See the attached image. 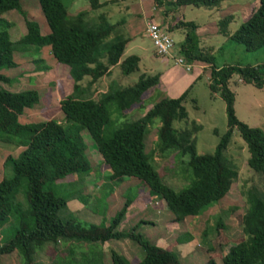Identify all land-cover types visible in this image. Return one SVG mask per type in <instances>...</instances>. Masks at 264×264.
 Returning <instances> with one entry per match:
<instances>
[{
	"label": "trees",
	"instance_id": "16d2710c",
	"mask_svg": "<svg viewBox=\"0 0 264 264\" xmlns=\"http://www.w3.org/2000/svg\"><path fill=\"white\" fill-rule=\"evenodd\" d=\"M20 1L0 0V16L16 11L25 25V33L11 41L8 35L11 24L0 18V71L17 67L14 53L36 49L38 54L40 49L48 47L55 63L68 69L71 88L58 102L62 122L48 119L21 124L19 117L23 111L39 103L37 91H11L0 87V143L21 149L16 157L7 156L2 164L6 175L0 179V225L13 218L15 228L5 243L0 242V255L10 256L15 264H40L36 261L37 252L50 244L65 247L66 256L73 264H97L100 256L97 245L127 239L143 253L135 264H181L171 246L163 248L149 243L136 232L137 225L129 232L117 230L132 199L127 197L106 225L83 224L67 206V202L78 195H71L68 200L61 191L58 192L57 187L61 185L58 181L75 175L81 184L92 172L81 136L83 131L108 169V173L102 175L111 183V189L125 179L138 181L150 195L163 201L174 222L199 215L229 191L237 178L236 166L225 155L233 131L245 144L246 166L264 179V133L236 118L234 93L228 87V81L236 75L242 83L261 89L264 63L217 68L210 51L199 46L193 22L177 21L171 27L184 31L178 56L186 64L200 62L209 66V93L217 94L224 104L226 129L220 135L213 130L218 137L213 152L199 155L194 137L199 127L193 122L192 129L172 126L173 122L187 121L183 106L187 92L177 98H161L139 118H128L132 110L143 109V95L158 88V75H140L135 83L125 87L110 82L106 90L94 98V83L108 74L110 67L117 66L121 75L127 76L137 71L139 62L135 55L121 59L128 39L115 32L117 24H110L105 13H95L92 18L88 16V11L101 8L102 3L88 0V10L68 16L61 0H37L48 29L46 34H41L38 24L22 11ZM222 1L173 0L168 5L212 9ZM231 20L230 15L218 20L220 35L246 52L264 47V0H258L248 19L228 35L227 26ZM42 62L38 57L32 59L34 69L47 70ZM84 78L88 81L82 86ZM0 81L11 83L2 74ZM154 122L157 127L154 154L161 159L172 157L180 163L182 176H185L186 183L178 190L164 181L152 166L153 159L144 153V135ZM244 198L246 209L239 219L243 239L230 244L222 254L221 244L225 243L221 234L223 217L232 208L220 212L214 225V236L208 241V259L203 264H216L215 257L220 258L221 264H264V193L251 186L245 190ZM77 200L88 206L83 196ZM180 239L177 238L175 243ZM109 256L111 264H129L115 251H110ZM55 264L59 263L56 261Z\"/></svg>",
	"mask_w": 264,
	"mask_h": 264
},
{
	"label": "rangeland",
	"instance_id": "374dc122",
	"mask_svg": "<svg viewBox=\"0 0 264 264\" xmlns=\"http://www.w3.org/2000/svg\"><path fill=\"white\" fill-rule=\"evenodd\" d=\"M61 1L68 16H73L77 12L89 9L88 0H75L74 5L72 4L73 0ZM20 3L26 17L38 24L41 34H46L48 29L39 10L37 0H21ZM221 3L222 6H225V12H221V18L227 14L232 15V21L227 27L229 34L233 33L244 22V19L239 14L247 15L251 10L255 9L258 0H224ZM237 8H240V13L236 11ZM108 11L112 14V16L109 14L111 24L120 18H125V13L122 11L117 12L115 8L108 9ZM95 12L101 13L106 12V10L105 8L103 10H100V8L95 11L90 10L88 11V16L90 18L94 17ZM181 13L185 21H192L199 27H206V24L212 19L207 9L202 7L187 6ZM0 18L11 24L8 29L11 41L18 40L25 33L24 19L16 11H8L2 14ZM123 29L124 27L122 28L121 24L115 28V32L117 34L121 32L120 37H126L131 34L130 31L127 32L128 34L125 33V29ZM177 31L171 35L174 49L178 48L180 44L179 32ZM216 38L210 37L211 43L205 44L204 50L210 51L214 58V65L217 68L226 65L245 66L264 63V47L253 52H246L240 45L224 39L222 36H217ZM137 42H142L144 47L149 46L146 39L136 36L134 41L127 46L128 49L122 55V58L130 55H139V52L133 47ZM149 52L148 55L150 56ZM170 54L172 57H167L165 61L143 59L142 64L138 65L137 71L127 76L121 75L118 67L114 66L108 74L94 83L92 87L94 98L104 92L110 82L117 86L125 87L135 83L140 75L151 76L158 73L162 69L163 62L169 69L171 67L179 69L178 65H173L176 51H170ZM37 57L43 61L42 65L47 66V70L34 69L32 59ZM14 60L17 64L16 68L0 71V74L9 78L11 83L5 84L0 81V87L11 91L34 89L39 95L38 105L31 109H25L19 117V122L21 124L36 123L48 119H53L59 123L62 122V114L58 108V102L61 97L68 94L71 88L68 69L55 63L48 47L40 49L38 54L36 49L25 53H14ZM144 68L152 70L144 72ZM196 70L197 68L194 67L190 73L193 74ZM149 71H152V73ZM208 73L209 69L201 73L200 79L189 90L183 102L187 113V121L172 123V126L176 129L184 127L192 129V122L199 127L194 134L195 149L199 155L213 152L218 142V137L213 134V130L220 135L226 129L224 104L217 94L214 97L210 95L207 87ZM87 81L88 78H84L81 81L82 86ZM228 87L234 93L233 108L236 118L249 127L261 129L264 133V85L261 89H256L250 84L242 83L236 75H233ZM142 98L143 109L139 110L136 108L132 110L128 116L130 120L139 118L154 102L161 98H168V95L161 92L158 87L143 95ZM193 99L194 101H192ZM155 125L156 122L147 129V133L144 135V153L151 160L153 159V162L151 161L152 166L162 176L164 181L175 190H178L186 183L185 176H182L180 163L175 162L172 157L161 159L157 154H154L157 132ZM81 136L87 147L86 155L91 162L92 172L82 179L81 184L78 183L76 176L72 175L58 181L60 182L58 184L61 185L57 187L58 192L61 191L64 196H67L68 200L69 196L78 195L74 199L69 200L67 206L79 222L96 225L103 223L106 225L109 219L120 210L124 200L128 197L132 199V202L121 219L117 230L129 232L130 229L137 225L136 232L142 235L149 243L163 248L171 246L173 253L181 264H203L207 261L208 241L214 236V225L220 212L223 213L232 208V211H229L228 215L223 217L224 228L221 234L224 239L221 238V240L223 239L222 241L225 243L221 244L222 254L226 252L230 244L243 239L239 219L246 209L244 192L247 188L255 186L264 193V179L253 173L246 166L248 153L245 144L236 131L232 132L225 155L236 166L237 178L221 200L211 203L199 215L184 218L180 222H174L163 201L159 197L150 195L147 189L134 179H125L111 189V183L102 175L107 174L108 169L102 163L93 142L85 131L81 132ZM20 150V148H15L12 145L0 143V179L6 175L5 169L3 170L2 168L5 158L7 156L16 157ZM79 196H83L84 200H87L86 204L88 206L78 202L77 198ZM102 220L105 222H102ZM140 221L145 223H139ZM14 228L15 222L13 218L0 225L1 243H5L11 237ZM177 238L181 239L175 243ZM96 247L97 251L99 249L101 256L100 260V256L97 257V264H111L110 251H115L123 256L129 261V264H135L141 259L143 254L135 243L127 239L107 241L103 245H97ZM78 252L77 250L76 260L79 259ZM66 254L65 247L60 245L54 247L48 244L37 252L36 261L40 264H55L56 261L59 264H73ZM214 260L216 264H221L219 257H215ZM0 264L15 263L12 262L10 256L0 255Z\"/></svg>",
	"mask_w": 264,
	"mask_h": 264
},
{
	"label": "crops",
	"instance_id": "0c3cea01",
	"mask_svg": "<svg viewBox=\"0 0 264 264\" xmlns=\"http://www.w3.org/2000/svg\"><path fill=\"white\" fill-rule=\"evenodd\" d=\"M97 1H98V3H102V7L100 8V10H103L105 8L106 12H103V13L106 14V17H107V20L109 23H110V21H109V14L110 13H109L108 9L111 10V9L115 8V11H117V12L122 11L125 13V18H120L115 23H113V24H117L118 27L122 24V28L124 27L125 33L129 32V31L131 33V34L127 33L128 35L125 37L128 39V43L125 45L122 55L126 52V50L128 49L127 46L131 42L134 41L136 36H140L141 38H144L148 41L149 46L144 47L142 42H137L135 45H133L134 49L139 52V55H137V57L139 59L138 65L142 64V60L146 59V58H148L150 60L160 59L161 61H165L167 57H172L171 54H169L167 57H159L154 53L151 42L145 34V25L148 22H152V21L155 22L157 25H159V27L164 29L169 34L170 37H171L173 32L179 30L177 32H179V37H180L179 42L180 43L182 42V40L184 38V31L181 28L171 29V27L177 21L185 22L181 12L184 11L185 7H187V6H181L178 8H174L173 6L168 5L169 2H171L173 0H156V3L154 0H97ZM74 3H75V0L72 1L73 5H74ZM227 5H229V4L227 3ZM108 6H110V7H108ZM224 7L225 6H222V3H220V5L216 8L207 9L209 15L212 16V19L210 22H208L206 24L207 25L206 27H204V26L199 27L198 25H196L194 23L196 25L195 34L199 40V46L201 48H204L205 44L211 43L210 37L216 38L217 36H222L217 31V22H218V20L221 19V15H222L221 12L222 11L225 12ZM239 10H240V8L236 9V11L238 13H240ZM241 10H243V9H241ZM251 12H252V10L245 16H243L241 14H239V15L244 19V21H246ZM227 15H225V16H227ZM110 16H112V14H110ZM230 16L232 17V15H230ZM189 22H192V21H189ZM119 33L121 35V32H119ZM227 34H228V31H227ZM230 34H232V33H229L228 35H230ZM222 37L224 39H227L226 36H222ZM171 39H172V37H171ZM177 49L178 48H176V49L173 48L171 50V52L173 50L176 51V55H175L176 57H178ZM219 49H221V48L219 47ZM148 52L150 53V56L148 55ZM121 59H124V58H122V56H121ZM164 64L165 63L163 62L161 71H158V73H156L154 75L159 76V85H158L159 90L161 92L167 94L168 98H177L183 92H187V94H188L189 90H191L193 88L196 81L200 79L201 73L203 71H206L207 69H209L208 65H206L204 63H200V62L192 63L191 68L188 71H186L183 67L180 68V66H179V69L177 67H171L169 69ZM173 65H175L174 62H173ZM194 67H196L197 70L193 74H191L190 73L191 69ZM112 68L113 67H110L109 71ZM146 70H152V69L144 68V72H146ZM149 72L152 73V71H149ZM186 73H190V74H186ZM230 80L228 81V86H229ZM208 83H209V73H208V77H207V86H208ZM215 95L216 94H212V97H214ZM186 97H187V95H186ZM192 101H194V99Z\"/></svg>",
	"mask_w": 264,
	"mask_h": 264
},
{
	"label": "built area",
	"instance_id": "2783aa9c",
	"mask_svg": "<svg viewBox=\"0 0 264 264\" xmlns=\"http://www.w3.org/2000/svg\"><path fill=\"white\" fill-rule=\"evenodd\" d=\"M145 34L151 42L154 53L159 57H167L174 48L169 34L153 21L145 25ZM174 64L183 67L186 71L191 68V64H186L180 56L174 59Z\"/></svg>",
	"mask_w": 264,
	"mask_h": 264
}]
</instances>
